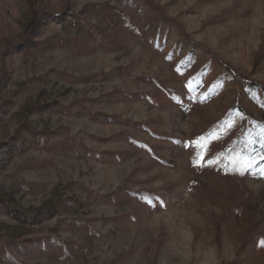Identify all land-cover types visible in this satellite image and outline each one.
I'll return each instance as SVG.
<instances>
[{
    "label": "rangeland",
    "instance_id": "rangeland-1",
    "mask_svg": "<svg viewBox=\"0 0 264 264\" xmlns=\"http://www.w3.org/2000/svg\"><path fill=\"white\" fill-rule=\"evenodd\" d=\"M262 88L264 0H0V264H264Z\"/></svg>",
    "mask_w": 264,
    "mask_h": 264
},
{
    "label": "trees",
    "instance_id": "trees-1",
    "mask_svg": "<svg viewBox=\"0 0 264 264\" xmlns=\"http://www.w3.org/2000/svg\"><path fill=\"white\" fill-rule=\"evenodd\" d=\"M253 83L254 82L251 83V87H255L256 88V86H258V84L256 83V84L253 85ZM262 91H264V88H262Z\"/></svg>",
    "mask_w": 264,
    "mask_h": 264
}]
</instances>
